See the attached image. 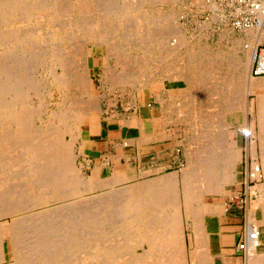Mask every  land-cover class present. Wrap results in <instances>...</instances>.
<instances>
[{"label": "rangeland", "instance_id": "obj_1", "mask_svg": "<svg viewBox=\"0 0 264 264\" xmlns=\"http://www.w3.org/2000/svg\"><path fill=\"white\" fill-rule=\"evenodd\" d=\"M127 1L129 2L130 0H120L123 5H128L129 3ZM38 2L39 7L35 4L38 10L35 8L37 12H34L32 16L30 15L31 19L28 14H25V19L21 21V15L18 16V13L20 14L24 9H20L16 15L13 14V17L15 15L14 18L12 16H10L12 18L7 17V21L10 23L6 22L4 23L5 25H0V32L9 33L16 37H14L12 41L5 39L4 42L8 44L4 43V45L0 43V55L5 56L8 53L16 52L18 54L20 53L19 55L24 57L27 61L26 64L20 66L17 71H23L27 87L25 89L23 88L22 101L20 100L16 107H25V112L27 111L24 113L25 115L28 114L25 117V121L30 136L29 140L33 143L36 142V144L39 141L40 144L42 140L41 136L44 134L43 132L51 128L52 131L61 130L59 135H61L62 140L70 143V155L73 161L69 163L72 164V169L76 171L78 178H80L83 184L80 182L81 186H79L80 189L77 188L78 192H76V190L72 194L73 196L63 199L62 201L64 203L71 204L73 202L83 206L94 205L95 208H98L97 210H99L101 206L100 210H103L102 208L105 207L104 203H111V201L115 202V205L114 203H112L113 205L111 204L112 207L119 204V200H113L115 196L112 197V193L116 191L113 189V184L115 182L117 184L124 182L123 180H126V176H122L118 174V172L116 174L114 173L110 179L101 180L98 177L97 170L90 175L91 168L88 167L87 158L83 151L86 131L93 133V124L98 122L101 118L116 120L117 117L126 119L125 117L132 115L136 107L135 100L137 95L150 84H153L155 88H159L155 85L165 81L164 83H167V88H171V90L167 92L168 94L165 95L164 104L167 106L166 113L173 121L172 124L175 131L173 150L174 156L178 158L176 163L171 165V169L180 170V179L185 178V174L188 171V166L186 165H189L190 160L193 165L197 166L200 163H205V157L208 158V156H212L215 158L216 153L214 151L217 148L218 150H220L222 146V149L225 147L228 149L232 148V142L230 143L231 139H229V137H232L235 131L231 128V121L238 116L236 108L244 106L243 102L246 101V96L252 95V93H248V81L251 79L258 82V80L263 79L261 77L253 79L249 76L248 64L251 57V48L255 46L256 39L254 40V34L257 33L256 30H250L247 33L233 31L228 26L224 25V23H221L219 17L216 16L218 3L215 0H139L140 7L136 10L137 12L131 11L126 17L125 14H113L109 12L99 13L97 15L96 7H93V4L89 1V3H86L87 0H38ZM98 3H100V1ZM262 8H264V3ZM22 13H24V11ZM9 18L12 20L10 21ZM18 18L20 19L19 22ZM124 18L128 20L126 21L128 25L127 28H125L123 22ZM131 19L132 23L133 20H135V22L133 23V27L130 28ZM138 19L140 21H138ZM262 23H264V19ZM12 29H16L14 33H17H12ZM22 30L26 31L23 32ZM262 34V32L258 34L260 35L258 40L261 39ZM9 43H11V46ZM178 43H181L179 48H177ZM54 49H56V51ZM64 49H68V51ZM63 50L65 52H63ZM108 50H110V52ZM59 51L63 54L59 53ZM54 52H58L59 55H62L61 58H64V62L67 61L65 63L66 65L63 64L68 69L67 73L66 70L63 72V68L61 69L57 66V62H47L45 66L41 64L44 58L43 55H46L48 58L50 54L52 55ZM78 52L80 54H78ZM83 53L84 55L87 53V75L84 76L86 80L85 91H87V94H84L86 97L82 95L83 100L79 106L81 110L76 118L73 106H75L74 103L77 101L78 95H75L73 88L71 89L69 87L68 90L64 84H59L57 80L67 74V80L70 81L69 75H75V73L84 66ZM6 63L7 61L3 64V66H5L4 69H6L8 64ZM50 64H54L55 66ZM51 70L54 73L53 76H51ZM9 75L8 84L12 82L11 80L14 74L10 73ZM55 76H57L56 81ZM67 80L63 79L64 83L67 82ZM7 100H11L9 95L7 96ZM233 107L234 110H232ZM53 117L55 118L52 119ZM57 118H59V120H56ZM131 118L133 119L134 117ZM70 121H72V123ZM0 123V132L4 131L6 134L9 132L12 136L9 133L7 135L11 136V138L17 135V126L15 124L8 123L9 125L6 124L5 130H3L5 123L1 118ZM68 130L71 132L72 130L75 131L76 135L78 134L77 137L73 136L72 138ZM16 142H18L17 139L9 144L10 149L8 148L9 145H5V147L2 145L3 147H0V172L2 171L0 174L2 175L3 171L11 173L8 174L10 176L6 174L5 177V173L2 175L3 177L0 176V179L4 180V186H2L7 188H2L3 190L0 189V198L3 197V194L4 197L7 198L9 197L8 195L14 193L8 198L10 200L12 197H14V199L16 198V194H18L16 189L19 188V184L22 183L21 178L23 177L19 174L21 177L19 179V175L17 176V174L20 172L22 175L26 173V169L23 168L24 166L21 163L18 164L19 160H17V158L14 159V161H16L18 165L15 164V166L11 164L15 166L14 168L6 161V155L8 156L11 153L15 155L16 152H14L13 148L14 146L16 148L18 147V143L15 145ZM16 148L15 151L18 149ZM12 149L13 152H11ZM177 149L179 152L176 151ZM202 153L204 155H202ZM219 154L220 153L217 155ZM2 156L5 159L2 158ZM13 158L15 157L13 156ZM150 158L151 157H148L149 160ZM217 162L219 163L220 161L218 160ZM180 163H182V166H180ZM3 164H5L6 167ZM229 170L230 168H219L216 169L214 173L208 170L207 172L211 173L210 180L214 183L215 180L225 179L226 176V179L229 180ZM223 171L225 173L227 172L228 175L224 173L226 176L220 177ZM46 176H43L44 179ZM7 177L11 179L10 183L12 185L9 183V178ZM170 177H172L175 183L179 180L173 174L161 179ZM13 181L17 184L15 185ZM5 184L7 186H5ZM210 186H213V184ZM103 189H106L105 193ZM110 189L114 192L110 191ZM6 190H8L9 194ZM114 194L119 196L117 193ZM211 194L216 193L211 192ZM177 195L178 198H181L180 189H178ZM108 196H111L112 199H109L110 197L108 198ZM85 197H87L89 201L86 200ZM71 199H73V201H71ZM75 199L78 202L75 201ZM117 199H120V196ZM16 200L17 198L15 199V204ZM18 200L20 201V199ZM81 200L87 202L84 203V201ZM80 201L81 203H79ZM93 202L95 203L93 204ZM31 203L29 205L33 207V210H35L34 208L36 206L38 207V205L41 206L42 204V207L45 205L44 202L33 201ZM34 203L38 204L34 205ZM94 206L93 209H95ZM182 206H184L186 210L189 209L188 202ZM89 209L82 210L90 212L91 209ZM37 211H39V209ZM165 211L169 214L172 212L171 215H176L178 221L181 222L180 209L169 208ZM176 211L178 212L176 213ZM155 212H157L156 209ZM80 215L81 214H74L73 217L76 219L78 218V221ZM72 219L71 217L69 220L71 221ZM73 220L75 222L66 220V223H68V225L72 223V225L76 227L77 225L74 223L77 222L75 219ZM4 222L8 223L10 219L0 218V224ZM0 226L3 227L2 225ZM195 227H198L196 231H198L199 234L200 223L195 224ZM9 243L10 240L8 241L7 239L1 241L0 244L2 245V249H0V254L9 247ZM73 256L74 254L70 255V257L65 256V258L72 260L69 258H73ZM77 256H75L76 260L80 259V257ZM75 258H73V260H75ZM58 259L65 260L64 256Z\"/></svg>", "mask_w": 264, "mask_h": 264}, {"label": "bare ground", "instance_id": "obj_2", "mask_svg": "<svg viewBox=\"0 0 264 264\" xmlns=\"http://www.w3.org/2000/svg\"><path fill=\"white\" fill-rule=\"evenodd\" d=\"M88 1L93 4V7H96V12H97L96 14L97 15L99 13L102 14L104 12H109V13H113V14L114 13L125 14V17H126V15L129 12L136 11L140 7L139 0H130L129 2L127 1L129 3L128 5L121 4L120 0H87L86 3H89ZM99 1H100V3H98ZM37 2H38V0L37 1L36 0H29V2H28V0H0V25L2 26L4 23L8 22L7 17H10V16L13 17V14L16 15V13H18V10H20V9H24L20 12V14L18 13V16L21 15L20 16V19L22 18L21 21H23L25 19L24 18L25 14L32 16L34 12H37V11H35V8L37 7V6H35V4L38 5V7H39V2H38V4H37ZM53 4H54V2H53ZM40 10H41V8H40ZM23 11H24V13H22ZM15 15H14V17H15ZM28 15H27V17H28ZM31 16H30V19H31ZM118 16H120V15H118ZM12 17H10V18H12ZM20 19L18 20V22L20 21ZM35 19H38V18H35ZM125 19L126 18H124L123 22H124L125 28H127L128 25H127L126 21H128V20H125ZM11 20L12 19H10V21ZM78 21H79V19H78ZM138 21H140V20L138 19ZM81 22H83V21H81ZM130 22H131V26H130V28H131V27H133V23L135 22V20H133V23H132V19H131ZM8 23H10V22H8ZM37 23H38V21H37ZM11 24H10V26H11ZM21 24H19V25H21ZM31 24H33V23H31ZM142 25L144 26L143 23H142ZM15 26H17V25H15ZM31 26H29V27H31ZM7 29H6V31H7ZM9 29H10V27H9ZM15 30L12 29V31H13L12 33H14ZM24 31H26V30H24ZM16 33H14V34H16ZM14 37H15V35H10L9 33H5V32L1 31L0 32V43L4 44L5 39L12 41V39ZM43 44H45V43H43ZM9 45L11 46V43H9ZM180 46H181V43H178L177 48H179ZM1 48H2V46H1ZM31 49H32V47H31ZM34 50H36V49H34ZM54 50L56 51V49H54ZM64 50H63V52L68 51V49H66L65 51ZM252 50H253V48H252ZM108 51L110 52V50H108ZM59 53L63 54L61 51H59ZM59 53L54 52V54H52V55L50 54V56L48 58L46 55H43L44 58H43V61L41 64H43L45 66V63H47V62L48 63H51L52 61H53V63L57 62L58 63L57 66L60 67L61 69L63 68L62 69L63 72H65L64 70H66V73H67L68 69L65 66L66 65L65 63L67 61L64 62V58H61L62 55H59ZM19 54L16 52H13V53H8L5 56L0 55V118L3 119L4 123H5L3 130H5L6 124H8V123H13L17 126V128H16L17 129L16 130L17 135L14 137L18 141L15 143V145L18 143L17 144L18 149L15 146L13 148L14 152H16L15 155H14V153L9 154L10 156L6 155V161H8L10 163V165L11 164L15 165L17 163H16V161H14V159L17 158V160H19V162L17 161L18 164L21 163L24 166L23 168L26 169V171H25L26 173L24 174L22 171L23 168L21 167L22 168L21 171H22L23 175L21 174V172L17 174V176L20 174L23 178H21L19 175V179L20 178L22 179V183H21L22 185L19 184L20 187L17 188L18 190L16 189V192H18V194H16V198H17L16 204H15L16 198L14 199V197H12L11 200L8 199L14 193H12L11 195H8L9 197H7V198L4 197V194H3V197L0 198V208H1L0 218L10 219V222H8V223L4 222L3 224H0L3 226V227L0 226V243L2 240H5V239H7L8 241L10 240L9 247H7V249L4 252H2V254H0V257H1L0 258V264L1 263H4V264H137V262L135 261L134 249L137 245H140L143 241H149V242L153 243V241H156V240H158V241L160 239L163 240L164 237H167V235L170 234V237H168V239H170L171 241H174L176 244L178 242H181L182 241L181 222L178 221L176 215H174V216L171 215L172 212L170 214L166 213L165 210H168L169 208L170 209L176 208L177 210L180 209V207H181L180 198H178V195H177L178 189H180L181 197H182V205H185L186 202H188L190 211L195 213V215H194L195 224L200 223L198 211H199V208H201V196L204 193L205 194L211 193V192H215L216 194L222 193V189H223L222 187L224 186V184L226 182H228V180L226 179L227 176L224 173L221 174L220 177L226 176L225 179L215 180L214 183L211 182V180H210L211 173H209V172L214 173L216 169H219L215 163H212L211 165H207L209 163V161H211V159H213V157L208 156L205 164L200 163L197 166L193 165V163L190 160L189 165H186V166H188V171L185 174V178L178 180L176 183L172 179V177H170V178L158 179V180L152 179L153 181H151V182L149 181V179H147V181H149L148 183L135 184V182H133L134 185L133 184L132 185L130 184L131 186H125L124 185L125 187L122 186L123 188H116V187H114L117 184L115 182L113 184L114 185L113 189L116 191L115 192L112 191L111 190L112 188L110 187L111 188L110 191L117 193L120 196V199H117L119 196L112 193V195H113L112 197L115 196L114 197L115 199H113V200H119V204L116 205L115 207L111 206L112 203H114V205H115V202L114 201L112 202L111 200H110L111 203H107V204L104 203L105 207L102 208L103 210H100L102 207L101 204H100L101 207L99 208V210H97L98 208H95L94 205H92V206L84 205L83 206V205L78 204V203H77L78 204L77 205L76 203H73V202L71 204L64 203L62 200L73 196L72 194L77 190V188H79V186H81L80 182H82V181H80V178H78V174L76 173V171H74V169H72V164L69 163L70 161H73V159L70 155V143L68 141L64 142L62 140L61 135H59L60 134L59 132L61 130L52 131L51 128L47 129V131L43 132L44 133L43 136H41L42 140L40 139L41 140L40 144H39L38 140H37L38 141L37 144H36V142L33 143L32 141L29 140L30 136H29V133L27 131L28 127H27L26 121H25V117L28 115V114L25 115V113L27 111L25 112V110H26L25 107H21V106L16 107L17 103L20 102V100L22 101L23 88L25 89L27 87V84L25 82V78L23 76V71L17 72L18 69L20 68V66L26 64V62H27L24 59V57H21ZM78 54H80V53L78 52ZM86 55H87V53L85 55L83 53V59H84L83 65L84 66H82V68H80L78 70V72L75 73V75H69L70 81L67 80V77H68L67 74L65 76L63 75L64 77H60L58 80H57V76H55V78H56L55 81L57 80L59 82V84L60 83L64 84L67 87L66 89H68L69 87L71 89L73 88L75 91V95H78V99L74 103L75 106H73V108H74L73 111H74L76 118H77V116L81 110L79 108V106L83 100L82 95L84 96V94H87V91H85V89H86L85 81L86 80L84 77L85 75H87V72H86V70H87ZM252 57H253V53L251 52V57L249 59L248 69H250V65H251L250 63L252 61ZM59 59H61V60H59ZM5 61H7V63H8V64L6 63L7 64L6 69H4L5 66H3ZM57 63H55V64H57ZM63 64H65V65H63ZM50 65H54V64H50ZM70 66H71V64H70ZM44 68H46V67H44ZM50 68H52V67H50ZM54 68H56V67H54ZM22 69H23V67H22ZM10 73H13L14 76L12 77V80H11L12 82H9V84H8V75ZM224 73H225V71H224ZM53 74L54 73L52 71L51 76H53ZM217 76H215V77H217ZM53 79H54V77H53ZM63 79L67 80V82L64 83ZM177 80H178V78H177ZM62 84H61V86H62ZM221 89H222V87H221ZM261 94L264 95L263 93H261ZM8 95H9V98L11 100H7ZM75 97H77V96H75ZM84 97H86V95ZM73 99H75V98H73ZM68 101H70V100H68ZM54 118L55 117H53L52 119H54ZM56 120H59V118H57ZM70 122L72 123V121H70ZM27 123H28V121H27ZM53 124H54V122H53ZM52 126H55V125H52ZM207 127H209V126H207ZM214 129H216V128H214ZM207 131H209V130H207ZM3 132L2 131L0 132V147L2 145H4V147H5V145H9L11 142H13L15 140L14 137L11 138L12 135L9 132L8 133L11 136H8L7 135L8 133L6 134V132H4V133ZM70 132L71 131H69V134L72 138H73V136L77 137L78 134L76 135L75 131L72 130V132L71 133ZM216 133H217V131H216ZM229 139H231L230 140V143H231L232 138L229 137ZM227 142H229V141H227ZM202 144H204V143H202ZM8 148L10 149V145ZM15 148L17 149L16 151H15ZM9 149H7V150H9ZM13 149L11 152H13ZM7 154H8V151H7ZM2 155H4V154H2ZM202 155H204V154L202 153ZM13 156L15 158H13ZM2 158H4V157L2 156ZM2 158H1V160H2ZM11 161H12V163H11ZM223 162H225V161L223 160ZM1 164H2V161H1ZM46 164H47V167H46ZM3 165H5V164H3ZM12 165H11V167H13V168L16 166V165L15 166H12ZM220 165H219V167H220ZM5 167H6V165H5ZM213 169H214V171H213ZM207 170L209 172H207ZM262 170H263L262 171V174H263L264 168ZM15 171H17V170H15ZM0 173H2V171ZM4 173H5V177H6V174L8 175L10 172L7 173L6 171H3L2 175H4ZM2 175L0 174V176H2ZM44 175L45 176L47 175L48 177L46 176L47 178L45 177V179H44V177H43ZM182 175H184V174H182ZM8 176H10V175H8ZM204 176H205V178H204ZM7 178H9V177H7ZM10 180L11 179L9 178L8 179L9 183H10ZM5 181H7V180H5ZM13 182L15 183V181H13ZM136 182H138V181H136ZM5 183H7V182H5ZM3 184H4V180L0 179V187ZM16 184L17 183H15V185ZM82 184H83V182H82ZM211 184H213V186H210ZM3 186L0 189L6 188ZM5 186H7V185L5 184ZM83 187H84V185H83ZM11 188H12V186H11ZM6 191L8 192V190H6ZM0 192H1V190H0ZM10 192H11V190H10ZM76 192H78V190ZM8 194H9V192H8ZM17 195H18V197H17ZM79 198H81V197H79ZM85 198H86V200L89 201V199L87 197H85ZM108 198L112 199L111 196H108ZM18 199H20V201ZM92 200H90V201H92ZM101 200H103V199H101ZM33 201L34 202H44L45 205H43V207H42V204H41V206L38 205V207L34 206L35 210H36V208H37V210L39 209V211H37V210L35 211L32 209L33 207L29 205ZM71 201H73V199H71ZM75 201H77V200L75 199ZM81 201H84V200H81ZM81 201L79 203H81ZM105 201H106V199H105ZM85 202H87V201H84V203ZM116 202H118V201H116ZM90 203H87V204H90ZM94 203L95 202H93V204ZM36 204H38V203H34V205H36ZM31 205H32V203H31ZM93 206L96 210L93 209ZM87 208L88 209L90 208L91 211L86 212V210H88ZM82 209L83 210L86 209V210L83 211ZM155 209L157 210V212H155ZM177 212L178 211H176V213ZM74 214H78V215L81 214L78 221H77L78 218L76 219L75 217H73ZM155 216H157V217H155ZM200 216L202 217V213ZM71 217L76 220L77 223H74V224H76L78 227L77 226L75 227L74 225H72V223L70 225H68V223H66L67 221H69V222L74 221L73 219L71 221L69 220V219H71ZM201 220H202V218H201ZM185 228H186V226H185ZM196 229H198V227H196ZM196 233L198 234V231H196ZM58 239H59V241H58ZM0 249H2L1 244H0ZM76 250H78V251H76ZM170 250L172 251L173 249H170ZM169 253H170V251H169ZM73 254H74L73 258H75V256L78 255L80 257V259L76 260V258H75V260H73V258H69L72 260H68L65 258V256L70 257V255H73ZM170 254H169V256H170ZM173 254H172V256H173ZM61 256L62 257L64 256L65 260H63V259L59 260L58 258ZM172 256H171V258H172ZM253 256H255V255L253 254ZM167 257H168V255H167ZM173 257H178V255H176V256L174 255ZM159 258H160V256H159ZM162 258H163V256H162ZM164 258L166 259V256ZM163 259H161V260H163ZM179 259H181V258H179ZM169 260L171 261V259L168 257V261ZM189 260H190V258H189ZM191 262H192V260H191ZM161 264H163V263H161ZM168 264H170V263H168ZM210 264H211V262H210Z\"/></svg>", "mask_w": 264, "mask_h": 264}, {"label": "crops", "instance_id": "obj_3", "mask_svg": "<svg viewBox=\"0 0 264 264\" xmlns=\"http://www.w3.org/2000/svg\"><path fill=\"white\" fill-rule=\"evenodd\" d=\"M261 78L258 82L248 81V93L252 95L246 96L244 106L239 107L241 109L236 108L238 116L231 121V128L235 131L231 137L232 149L225 146L224 149H216L215 158L207 164L230 168V179L222 187L221 194L202 195L198 211L201 223L199 234L196 233L195 213L186 210L182 206V197H179L182 241L176 244L168 239L170 234L153 243L143 241L134 249L137 264H264V173L262 180L253 187L246 211L227 203L230 197L241 193L243 173L249 161H255L264 168V95L261 94H264V77ZM164 82L155 85L159 88L153 84L146 86L137 95L134 113L126 119L101 118L93 124V133L86 131L83 151L91 168L90 175L96 170L101 180L110 179L118 172L125 175L126 180L116 184V188L131 186L133 182L148 183L172 174L180 180V170L171 169L178 158L173 150V121L164 104L165 95L171 88H167ZM148 157H151L150 160ZM206 160L207 157L205 163ZM225 174L228 175L227 172ZM245 218L255 222L260 231V244L253 253L255 256H245L237 248ZM167 255L171 261H168Z\"/></svg>", "mask_w": 264, "mask_h": 264}, {"label": "built area", "instance_id": "obj_4", "mask_svg": "<svg viewBox=\"0 0 264 264\" xmlns=\"http://www.w3.org/2000/svg\"><path fill=\"white\" fill-rule=\"evenodd\" d=\"M218 3L216 16L221 23L228 26L233 31L247 33L256 30L254 34L255 46L249 76L253 79L264 77V0H215ZM263 33L260 40L258 35ZM247 47V45H246ZM179 152V150H176ZM182 166V163H180ZM261 165L255 161H249L246 165L242 179V191L237 196H232L228 200V205L236 206L240 210L246 211L248 201L252 195L253 187L262 180ZM260 244V231L255 222L245 218L243 233L238 250L245 256L255 252Z\"/></svg>", "mask_w": 264, "mask_h": 264}]
</instances>
